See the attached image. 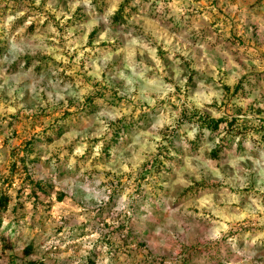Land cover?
I'll return each mask as SVG.
<instances>
[{
    "label": "rangeland",
    "instance_id": "obj_1",
    "mask_svg": "<svg viewBox=\"0 0 264 264\" xmlns=\"http://www.w3.org/2000/svg\"><path fill=\"white\" fill-rule=\"evenodd\" d=\"M105 1L99 13L93 0H0V233L14 242L0 264H174L184 248L205 256L197 264H264V0H132L117 27L123 0ZM183 112L238 117L241 144L224 124L180 123ZM165 129L178 130L180 161L154 189L143 170ZM34 136L30 176L51 185L35 204L25 172L10 169ZM220 138L234 144L216 166L207 155ZM200 181L222 185L179 197ZM131 223L145 245L130 257L107 241Z\"/></svg>",
    "mask_w": 264,
    "mask_h": 264
},
{
    "label": "trees",
    "instance_id": "obj_2",
    "mask_svg": "<svg viewBox=\"0 0 264 264\" xmlns=\"http://www.w3.org/2000/svg\"><path fill=\"white\" fill-rule=\"evenodd\" d=\"M94 1V6L95 8L98 10V12L100 13L103 10V7L105 6V0H93ZM130 9L132 11H136V6L132 5V0H123L117 10L112 14V16L110 17V22L113 26L117 27V25L120 24H124L127 21V15L128 12L126 9ZM96 32V30L92 31L91 35L93 36L94 33ZM3 48H2V42L0 41V53L2 52ZM24 64H26L27 66L30 64L31 59L30 58H25ZM225 90L227 91V93L230 91V89L228 87H225ZM245 84H244V79H241L237 85L234 88V93H241L244 94L245 93ZM233 93V94H234ZM93 97H90L87 99V102H85V110L84 112H82L83 116H90V114H92L95 109L97 108L95 103L93 102ZM251 111H253L254 113L256 112V109H253L251 107ZM236 113H243L245 112L244 110H242L241 107L239 106H234V114ZM190 113V114H189ZM189 113H185L183 112V116H182V122L180 123H185V122H195L197 129L201 132L202 129H208L211 133H217L219 134L220 132H222V124H224L225 128H226V132L232 133V134H236L238 135V139L237 142H239V144H241V137L245 134L246 130L245 128H243V126H241L240 123V119L238 117H222L220 119H206L203 116L199 115L196 112H189ZM256 114H258V112H256ZM260 114H258L259 116ZM197 118L196 120H193ZM127 126V122L121 120L119 123H115L112 125L111 127V138L109 140V142L106 144V151L109 150V148L111 146H116L119 142V137H120V133L121 131H123V129H125ZM240 126V128L238 129V127ZM224 128V127H223ZM224 131V130H223ZM56 133H60L61 132V128L57 127L55 129ZM178 130L175 129H165V131L162 132V137H163V143H166L167 145L163 144L157 149L156 153L154 154V157L152 159V161L148 164L145 165V168L143 170L144 176L146 179H149V184L151 183L152 186L155 187L156 182L157 181H153L151 180L152 178H157V176L159 174H161L162 172H170L171 171V167H169L166 162H168L169 164H173V166L178 165L180 158L179 156L172 154L171 152H178L179 151V147H177V143L176 141H178L179 139V134L177 133ZM43 136V141L46 143H49L51 141V137L50 135H46V132H41L39 133ZM261 134V138L264 140V130L260 133ZM37 137V136H36ZM37 138H35V136L33 138H31L30 140L27 141V148H26V155H13V159H12V163H11V170L12 173L13 172H18L17 168L18 166L21 167V169L25 172L24 174V180L25 183L28 184L31 189L29 190L28 196L29 197H33V203L35 204V199H37L38 195L36 192H41V193H46L48 191V189L51 188V185L49 183L46 182H41L39 180H36L35 178L33 179L30 176L29 171H31V167L36 163V159L34 157H31V155L33 154V147L34 144L36 142ZM200 140L199 136H195L194 140H192V145L195 146V148H198L199 143H197ZM234 144V140L231 141H225L223 140V138H220L217 142V144L210 150V152L208 153V158L209 160L213 161L215 163L216 166H219L221 164H223L226 160H227V155L225 154V149H230L232 147V145ZM56 169H60V166L58 163H56ZM157 175V176H155ZM222 184L219 182H205V181H200V182H194L191 185L187 186L179 195L180 198H185L188 195L191 194H196L199 191H206L208 189H214V188H218L220 187ZM137 192L140 194V199H146L149 198L146 196V192L141 188L137 189ZM28 197V198H29ZM152 200L154 202H158L161 200V198L157 195L154 194L152 195ZM8 196L7 195H0V212L5 210L7 208L8 205ZM135 208H137L135 206ZM17 222V221H14ZM124 227L121 228V230L117 231V235L114 238V240H112L110 238L109 241V246H114V248L118 249L120 252H126L128 253V256L131 255L130 250L131 249H136L139 250L141 248L144 247L145 243L144 241L141 239V237L137 234V231L140 233L142 231L141 228H138V230H136L135 224L131 223L130 225L126 224L123 225ZM14 242H10L8 240H6L4 238L3 233H0V247L2 250H6V249H10L12 248ZM28 252V251H27ZM26 254H29L27 253ZM131 257V256H130ZM200 258H204L205 256L201 253H198L195 248L194 249H189V248H184L181 250V252L179 253L178 256L174 257V264H197L195 262L196 259H200ZM89 264H93V261H91L89 259ZM160 264H165L164 259H160ZM24 264H47L44 263L42 261H34V260H29L26 261ZM110 264H118L117 261H113ZM121 264V263H120ZM123 264H132L131 262H123Z\"/></svg>",
    "mask_w": 264,
    "mask_h": 264
}]
</instances>
